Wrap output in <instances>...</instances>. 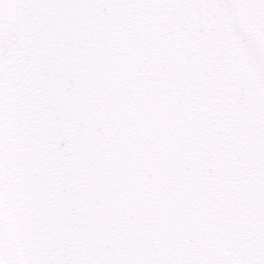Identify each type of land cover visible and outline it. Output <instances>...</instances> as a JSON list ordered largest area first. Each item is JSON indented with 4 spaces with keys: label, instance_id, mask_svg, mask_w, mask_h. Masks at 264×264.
I'll return each instance as SVG.
<instances>
[{
    "label": "snow or ice",
    "instance_id": "6c2138e0",
    "mask_svg": "<svg viewBox=\"0 0 264 264\" xmlns=\"http://www.w3.org/2000/svg\"><path fill=\"white\" fill-rule=\"evenodd\" d=\"M0 264H264V0H0Z\"/></svg>",
    "mask_w": 264,
    "mask_h": 264
}]
</instances>
